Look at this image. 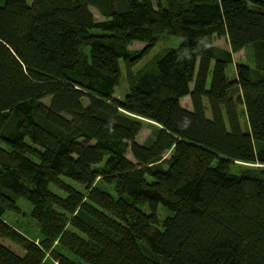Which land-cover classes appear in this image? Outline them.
<instances>
[{
    "label": "trees",
    "instance_id": "16d2710c",
    "mask_svg": "<svg viewBox=\"0 0 264 264\" xmlns=\"http://www.w3.org/2000/svg\"><path fill=\"white\" fill-rule=\"evenodd\" d=\"M234 162L264 166V1L0 0V238L29 259L264 264V167ZM19 198L37 240L5 220ZM0 264L24 259L0 242Z\"/></svg>",
    "mask_w": 264,
    "mask_h": 264
},
{
    "label": "rangeland",
    "instance_id": "374dc122",
    "mask_svg": "<svg viewBox=\"0 0 264 264\" xmlns=\"http://www.w3.org/2000/svg\"><path fill=\"white\" fill-rule=\"evenodd\" d=\"M264 1V0H262ZM180 40L175 37H169V36H162L160 38V41L156 44L155 47H153L149 53L141 59L133 68V71L135 73L140 72V70L148 65L150 62L155 60L157 57H159L164 51L169 50L171 48H175L179 45ZM215 43L217 46L221 48H228L227 41L221 37L215 38ZM145 47V44L141 42H133L131 44L132 50H140ZM235 63L238 62H248L250 65H252L253 62V56H252V50L250 49H244L237 54H235L234 57ZM122 62V61H121ZM235 66H230L228 69V76L232 77L235 75ZM128 68L124 62L121 63V74L119 79L118 87L115 90L114 96L118 99L125 98L126 94L128 93ZM182 103L184 106L190 108L189 104V98H184L182 100ZM153 123L150 121H144L143 129L141 131V134L139 136V142L143 143L147 140L149 137V134L151 133L153 129ZM129 158L131 159L132 156L129 153ZM169 154L166 155L168 157ZM264 167L263 165H252L248 163H242V162H234L232 165V170L236 173L242 174L248 171H254L252 169H261ZM79 187H82V184H78ZM98 186H101L103 189H106L110 192L114 193V186H107L102 181H98ZM18 206L21 208V211L14 212V213H7L5 216L6 222L12 225L13 228H15L21 235L25 236L27 239L31 240H37L40 237L38 226L36 222L30 218V212L32 210V207L30 203L23 199H18ZM160 218L163 219L167 213L163 210L160 211ZM13 239V238H12ZM11 238H0V242L6 244L7 246L11 247V249L16 252L21 258L24 259V264H37L33 260L29 259L27 257L26 251L17 243L13 242Z\"/></svg>",
    "mask_w": 264,
    "mask_h": 264
}]
</instances>
